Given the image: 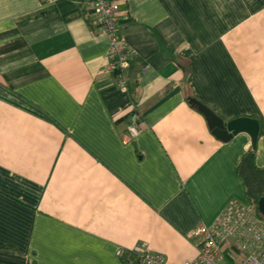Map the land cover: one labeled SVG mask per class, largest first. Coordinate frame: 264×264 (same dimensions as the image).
I'll return each mask as SVG.
<instances>
[{
  "label": "crops",
  "instance_id": "1",
  "mask_svg": "<svg viewBox=\"0 0 264 264\" xmlns=\"http://www.w3.org/2000/svg\"><path fill=\"white\" fill-rule=\"evenodd\" d=\"M118 10L128 91L82 0H0V264H181L196 227L252 206L237 176L250 136L218 140L190 99L257 120L264 168V0Z\"/></svg>",
  "mask_w": 264,
  "mask_h": 264
},
{
  "label": "built area",
  "instance_id": "2",
  "mask_svg": "<svg viewBox=\"0 0 264 264\" xmlns=\"http://www.w3.org/2000/svg\"><path fill=\"white\" fill-rule=\"evenodd\" d=\"M94 18L95 25L107 37V63L118 71L117 87L128 91L127 69L129 55L125 40L117 33L119 22L118 0H82ZM137 116L134 120H139ZM138 128L131 136L137 137ZM190 239L197 250V257L181 264H219L225 261L223 245L236 240L238 248L246 256L240 264H264V221L259 220L252 206L234 205L228 208L213 227L200 225L194 229ZM239 240V242H238ZM128 264H166L159 253L135 252Z\"/></svg>",
  "mask_w": 264,
  "mask_h": 264
},
{
  "label": "water",
  "instance_id": "3",
  "mask_svg": "<svg viewBox=\"0 0 264 264\" xmlns=\"http://www.w3.org/2000/svg\"><path fill=\"white\" fill-rule=\"evenodd\" d=\"M190 103L194 104L198 111L204 116L209 130L218 140L228 142L239 133H247L251 138L252 149L256 150V144L260 133L259 122L257 120L239 118L230 122H225L202 103L194 99H190ZM257 207L259 213L264 218V198L258 202Z\"/></svg>",
  "mask_w": 264,
  "mask_h": 264
},
{
  "label": "trees",
  "instance_id": "4",
  "mask_svg": "<svg viewBox=\"0 0 264 264\" xmlns=\"http://www.w3.org/2000/svg\"><path fill=\"white\" fill-rule=\"evenodd\" d=\"M134 122L138 123V121L135 120ZM255 153L256 150H253L252 146L246 150L242 160L238 165L237 176L242 183L247 200L254 209L255 216L259 220L264 221V218L259 213L257 207L258 202L264 198V168H259L256 166ZM233 253L235 255L240 253L236 245L231 246V248H228L225 251L226 261L227 259L234 261L231 257Z\"/></svg>",
  "mask_w": 264,
  "mask_h": 264
},
{
  "label": "rangeland",
  "instance_id": "5",
  "mask_svg": "<svg viewBox=\"0 0 264 264\" xmlns=\"http://www.w3.org/2000/svg\"><path fill=\"white\" fill-rule=\"evenodd\" d=\"M232 259L234 261H231V260H228L227 261L225 260L223 263H219V264H237V260H236V257L233 255H231ZM239 258H241V255L239 256ZM242 260V259H241Z\"/></svg>",
  "mask_w": 264,
  "mask_h": 264
}]
</instances>
